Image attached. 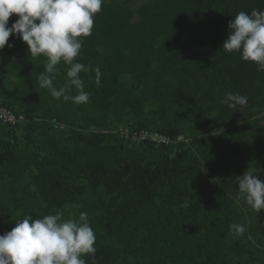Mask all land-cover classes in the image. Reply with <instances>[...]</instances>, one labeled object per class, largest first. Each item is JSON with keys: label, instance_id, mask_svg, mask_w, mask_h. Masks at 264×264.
<instances>
[{"label": "trees", "instance_id": "obj_1", "mask_svg": "<svg viewBox=\"0 0 264 264\" xmlns=\"http://www.w3.org/2000/svg\"><path fill=\"white\" fill-rule=\"evenodd\" d=\"M129 1H104L83 38L76 59L101 71L99 84L80 74L87 103L41 88L46 57L17 35L0 49V106L23 118L0 124V235L26 215L87 212L96 252L86 264H264V210L235 200L236 177L264 180V71L222 48L232 17L264 0ZM67 68L57 65L55 87ZM227 92L247 105L229 108ZM125 120L188 138L173 148L116 140Z\"/></svg>", "mask_w": 264, "mask_h": 264}, {"label": "clouds", "instance_id": "obj_2", "mask_svg": "<svg viewBox=\"0 0 264 264\" xmlns=\"http://www.w3.org/2000/svg\"><path fill=\"white\" fill-rule=\"evenodd\" d=\"M104 0H0V49L13 34L27 44L32 57H46L38 77L39 86L52 97L76 104L87 103L81 72H94L99 84V66L85 65L76 58L81 55L83 38L92 34L95 14L102 10ZM17 19L9 26L10 17ZM229 35L222 48L227 53L239 52L243 61L264 71V10L239 11L228 24ZM11 47V45H8ZM68 66V83L57 88L54 81L57 65ZM76 91L70 95L71 89ZM222 101L229 108L247 105L248 98L227 92ZM238 192L256 213L264 210V180L248 169L235 178ZM230 230L236 236L246 232V225L233 223ZM96 236L87 212L78 219L64 218L63 210L35 218L26 215L15 221L11 231L0 235V264H86L82 257L94 254Z\"/></svg>", "mask_w": 264, "mask_h": 264}, {"label": "built area", "instance_id": "obj_3", "mask_svg": "<svg viewBox=\"0 0 264 264\" xmlns=\"http://www.w3.org/2000/svg\"><path fill=\"white\" fill-rule=\"evenodd\" d=\"M22 119V116H18L8 107L0 106V124L15 126ZM123 135L126 138L133 139V141H147L155 146H169L171 144V139L168 136L146 129L137 130L132 133L129 132Z\"/></svg>", "mask_w": 264, "mask_h": 264}, {"label": "rangeland", "instance_id": "obj_4", "mask_svg": "<svg viewBox=\"0 0 264 264\" xmlns=\"http://www.w3.org/2000/svg\"><path fill=\"white\" fill-rule=\"evenodd\" d=\"M104 1H107V0H104ZM116 1H118V2H120V3H123L124 2V0H116ZM145 1H147V0H130L127 4L129 5V6H131L133 9H135V8H137L141 3H143V2H145ZM18 17H17V15L16 14H13V21H12V23L17 19ZM11 23V24H12ZM11 24H10V26H11ZM104 117L102 118V121H104ZM23 120V119H22ZM24 123V122H23ZM23 123H21V124H23ZM135 122L134 121H127V120H125V121H122L121 123H117L116 125H114L112 128H111V130H112V133H113V136L114 137H116L115 139L117 140V139H119V140H121V139H128V138H125L124 137V135L123 134H128L129 132L130 133H132V132H135V131H137V130H132V129H135ZM189 126V125H188ZM23 127V126H22ZM181 127H185L184 125L183 126H181ZM185 130H188L187 128H184ZM63 131H65V127H63V129H62ZM187 135V132H186V134L184 133V131H182V133H180L179 135H177L176 137H175V139H173V138H170L171 139V144H170V146L173 148V147H175L176 146V144L178 143V142H180V141H184V140H186L188 137L186 136ZM33 138V140H35L34 139V137H32ZM8 138H7V136H5L4 138H3V144L4 143H6V142H8L9 140H7ZM130 140V139H129ZM131 141L133 142V139H131ZM27 143H29V141L27 142ZM27 143H25V144H27ZM131 144V143H130ZM24 145V144H23ZM22 145V146H23ZM235 200H237V202H236V204H238L240 207V209L241 210H243L244 212H246L247 211V208H245V206H243V204H242V202H244L245 203V201H244V199L240 196V194H238L237 195V197H235Z\"/></svg>", "mask_w": 264, "mask_h": 264}]
</instances>
